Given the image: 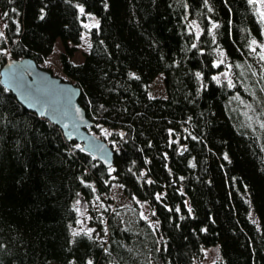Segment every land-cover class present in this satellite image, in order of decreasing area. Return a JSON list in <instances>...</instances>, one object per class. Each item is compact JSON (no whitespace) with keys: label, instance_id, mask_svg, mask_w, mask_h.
<instances>
[{"label":"trees","instance_id":"trees-1","mask_svg":"<svg viewBox=\"0 0 264 264\" xmlns=\"http://www.w3.org/2000/svg\"><path fill=\"white\" fill-rule=\"evenodd\" d=\"M0 16V69L24 58L41 65L59 39L92 132L115 150L105 167L0 81V264H202L212 246L214 264H264V21L255 3L0 0ZM87 30L91 46L76 64ZM160 75L166 96L152 97ZM114 183L135 200L136 223L105 210V224L98 214L92 224L107 242L76 231L77 200L109 195Z\"/></svg>","mask_w":264,"mask_h":264},{"label":"water","instance_id":"water-1","mask_svg":"<svg viewBox=\"0 0 264 264\" xmlns=\"http://www.w3.org/2000/svg\"><path fill=\"white\" fill-rule=\"evenodd\" d=\"M0 81L24 107L59 126L69 141L81 143L105 167L114 165L115 150L92 132L96 124L79 103L81 90L73 81L29 58L7 60L0 69Z\"/></svg>","mask_w":264,"mask_h":264},{"label":"rangeland","instance_id":"rangeland-1","mask_svg":"<svg viewBox=\"0 0 264 264\" xmlns=\"http://www.w3.org/2000/svg\"><path fill=\"white\" fill-rule=\"evenodd\" d=\"M257 6L259 14L264 12V0H255L254 2ZM86 27L90 28L93 24H95L94 19L90 18L86 23ZM4 28V23L2 22V18L0 16V31L2 32ZM91 46L90 35L87 31H84L82 34V43L78 46V50L75 52L73 56V62L76 64L81 63L84 60L85 54L89 51ZM264 52V42L261 43ZM64 51L63 45L61 41L58 39L53 53L41 63V66L45 69H48L53 74L63 78L64 80L70 81L69 78L63 73L62 66L60 63V55ZM222 78L230 77V70L224 69L219 75ZM151 95L152 97H165L166 90L163 82V75L158 76L153 83L151 84ZM95 133L98 137H100L99 133ZM135 200L126 196L123 192V188L120 184L114 183L111 189V193L109 195H105L104 197H100L91 202H85L83 200H77L76 209L78 211V222L75 225L76 231L89 232L94 234L101 241H108L107 231H103V233H99L97 231L96 225L92 224V216L94 214H98V216L102 219V222L105 224V220L103 219V212L105 210H110L111 212L115 211L117 213L118 222L122 226H130L131 224L136 223L135 219ZM140 215L144 218L148 219L150 216V210L148 208L147 203H140ZM100 219V221H101ZM219 246L208 247L204 250L203 253V261L202 264H214L216 260L220 257Z\"/></svg>","mask_w":264,"mask_h":264},{"label":"snow or ice","instance_id":"snow-or-ice-1","mask_svg":"<svg viewBox=\"0 0 264 264\" xmlns=\"http://www.w3.org/2000/svg\"><path fill=\"white\" fill-rule=\"evenodd\" d=\"M250 2H253V3H254L255 0H250ZM80 11L83 12V8H81ZM260 16H261V20L264 21V12H261V13H260ZM41 18H42V17H41ZM213 27H216V25H213ZM252 43L255 44L256 41L253 40ZM261 58L264 59V56H262ZM230 84H231V82H230ZM158 198H159V197H158ZM89 264H91V262H89Z\"/></svg>","mask_w":264,"mask_h":264}]
</instances>
